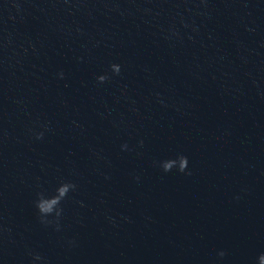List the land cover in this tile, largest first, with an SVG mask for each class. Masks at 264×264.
I'll use <instances>...</instances> for the list:
<instances>
[{"label":"clouds","instance_id":"9594fccd","mask_svg":"<svg viewBox=\"0 0 264 264\" xmlns=\"http://www.w3.org/2000/svg\"><path fill=\"white\" fill-rule=\"evenodd\" d=\"M111 70L114 74L120 73V66L118 64H112ZM108 77L105 75L99 76L97 79L99 82L103 83ZM160 167L164 172H169L173 168L177 169L179 172H185L188 167V158L184 155H179L175 159H167L160 162ZM75 185L70 182L61 183L56 189L55 195L46 197L43 193L38 194V199L35 202V206L41 218V223H51L46 219L49 215H55L57 218V230H59L58 219L63 213V209L60 207L61 202L67 197L70 190L75 189ZM220 256L225 255L224 252L219 253ZM34 259L40 260L42 257L37 254ZM259 264H264V253L258 257Z\"/></svg>","mask_w":264,"mask_h":264}]
</instances>
